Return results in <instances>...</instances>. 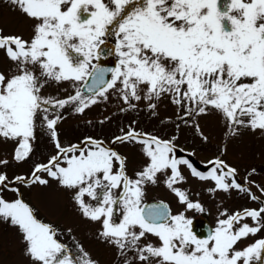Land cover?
Here are the masks:
<instances>
[{"label":"snow or ice","instance_id":"snow-or-ice-1","mask_svg":"<svg viewBox=\"0 0 264 264\" xmlns=\"http://www.w3.org/2000/svg\"><path fill=\"white\" fill-rule=\"evenodd\" d=\"M12 4L29 31L0 27V137L12 144L0 156V223L20 234L31 264L101 261L72 226L40 218L25 187L39 189L53 209L59 194L67 195L73 209L97 226L95 237L113 250L114 264H264V234L250 239L264 233V181L253 179L258 169L248 166L242 180L238 165L214 154L201 170L194 163L197 149L179 143L183 125L209 141L201 123L209 119L222 124L226 142L218 152H227V142L245 131L264 135V0ZM109 41L116 56L111 67L100 61ZM113 97L118 113L144 109L154 117L170 101L175 112L163 119L173 132L145 130L130 116L108 139L62 138L66 117L87 116ZM114 119L108 112L85 123L102 127ZM38 133L46 137V151ZM14 164L28 169L10 171ZM185 169L210 181L213 195H244L258 206L230 208L219 199L215 226L197 234L188 212L208 209L184 186ZM161 181L182 205L179 210L162 199L146 202L148 188Z\"/></svg>","mask_w":264,"mask_h":264},{"label":"rangeland","instance_id":"rangeland-1","mask_svg":"<svg viewBox=\"0 0 264 264\" xmlns=\"http://www.w3.org/2000/svg\"><path fill=\"white\" fill-rule=\"evenodd\" d=\"M21 14L13 4L12 0H0V27H4L6 31H15L23 29L25 35L28 34L27 24L21 23ZM3 51L0 50V60H3ZM119 101L116 97L112 98V103L108 105H98L94 107L87 116H79L72 114L65 118V121L60 125L62 130V138L75 139L82 134L103 135L108 139L116 130V124L121 121L127 122L130 116H134L139 121V126L145 130L155 131L162 135L171 134L174 130V125L171 122L165 121V115H173L175 106L168 100L161 103L158 116L147 114L144 109L137 113H118L117 105ZM111 112L115 117L112 124H105L102 127H92L85 123L87 119L98 120L100 114ZM206 134L209 135V141L201 142L200 138L194 134L190 125L182 126V134L179 143L185 147H194L197 149L194 163L206 170L203 161L209 159L214 154H221L228 162L236 164L241 169L240 178L243 180L244 170L248 166H255L258 169L257 174L253 177L258 182L264 181V135L259 131H245L241 137L228 143L227 152H218V149L223 147L226 142L222 136V124L216 119L201 121ZM41 137L42 150H47L46 137L42 133H38ZM115 147L121 151H127L135 154L137 150L132 148H124L120 144ZM12 144L9 142L5 145L4 140L0 137V156L6 151L10 152ZM183 154V153H182ZM139 157H137L138 159ZM28 164L15 165L10 168V171L27 170ZM185 175L189 177L188 182L184 185L189 188L193 199H200L208 209V211L200 212L198 210H189L188 215L195 218H208L212 225H215L217 219L216 211L219 206V199H225V203L230 208L239 206H258L256 201L248 199L247 196H237L233 194L230 198H225L223 193L217 192L213 195L207 191L210 186V181H201L192 177L187 169ZM254 187V186H253ZM25 198L33 203L37 210V215L46 220L57 224L60 227L72 226L77 238L84 243L94 257L101 261V264L112 262L115 260L114 252L109 247L97 241L95 237L96 225L83 219L73 207L70 198L65 194H59V204L56 209H53L50 204L42 197L39 189L29 190L27 187L23 189ZM197 193L199 195H197ZM260 195L259 193H257ZM8 196L15 195L12 192L7 193ZM146 202L148 200H167L170 202L173 212L179 210L182 205L177 200L176 196L167 189L163 181L159 185L150 186L146 192ZM257 236L250 237L255 239ZM66 243H71V240L65 236L62 237ZM24 242L20 234L11 226L0 223V264H31L28 257L23 253ZM73 251L76 249L73 247Z\"/></svg>","mask_w":264,"mask_h":264},{"label":"water","instance_id":"water-1","mask_svg":"<svg viewBox=\"0 0 264 264\" xmlns=\"http://www.w3.org/2000/svg\"><path fill=\"white\" fill-rule=\"evenodd\" d=\"M108 52L100 57V61L103 64H106L107 66L111 67L114 65L116 59L114 58V53L111 51V42L109 41L108 45ZM152 203V202H151ZM209 221L208 220H199V221H193V227L194 231L197 232V234H204L206 235L209 230Z\"/></svg>","mask_w":264,"mask_h":264},{"label":"flooded vegetation","instance_id":"flooded-vegetation-1","mask_svg":"<svg viewBox=\"0 0 264 264\" xmlns=\"http://www.w3.org/2000/svg\"><path fill=\"white\" fill-rule=\"evenodd\" d=\"M114 261H115V260H113L112 262H107L106 264H114Z\"/></svg>","mask_w":264,"mask_h":264}]
</instances>
